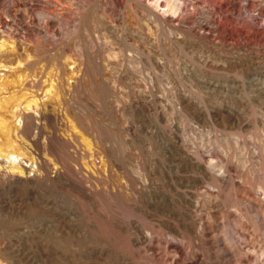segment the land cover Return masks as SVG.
Here are the masks:
<instances>
[{"label": "rangeland", "instance_id": "1", "mask_svg": "<svg viewBox=\"0 0 264 264\" xmlns=\"http://www.w3.org/2000/svg\"><path fill=\"white\" fill-rule=\"evenodd\" d=\"M18 2L19 4L14 7L11 13H7L3 7L0 8V10L2 9L0 12L3 13V16L9 19L8 21L11 26H8L15 29L13 31L14 33L16 32L13 37L8 38V43L9 45L11 44L9 48H17L18 50L15 49L14 52L18 53L13 52V54L10 51V56L13 58L7 59L14 62L20 58L24 59L28 54V51L24 49L25 45L27 46V40H25L24 34L29 31L25 28L26 21H30V24L34 27L41 26L48 31L47 38L42 42V51L46 50V54L44 51L40 53L41 55L39 54L40 59L43 60L41 62L46 60L44 64L48 67L47 71L50 69L53 72L57 70L55 68L57 65L56 59V63L53 59L57 55L65 58L68 57V54H71L73 56H69L68 58L74 59L76 57V59H79L78 47L81 44L85 52H88L89 74L87 78L85 76V85L82 86V90L77 96V114L79 116L81 115V119L76 118V120H73L75 117L70 112H72L71 108L75 104H73L74 101L72 99L70 112L68 111V113H70L71 118H74L71 119L69 117V120H67L68 129L72 130L73 128L72 131L77 132V135L83 140L82 142H88L90 140L91 142L93 140L95 142V138L102 137V135L104 137L107 134L106 137L109 136L108 138L115 145L112 143V146L110 143L106 149L111 151V149L115 150L119 146V149L117 148L116 151H120L123 155L125 154L124 165L126 168H130L128 166H134L138 156L141 157L140 159H142V163L145 165L146 173H148V184L151 183L150 186L157 191V195L150 197L144 194L141 198L133 197V199H130L132 198L131 194H129L130 190L122 187L123 194L119 196L120 198L105 199L104 201V198H101L100 195L99 197L98 195L97 197H93L82 189L72 185L70 181L64 179H56L49 183L35 185L13 184L3 186L0 184V264H100L101 261H99L98 253L90 252L94 246L95 248L98 247L99 250L101 249L100 237L108 238L112 242L114 249L116 248L115 251H121V254L130 258L131 261H135L137 264H149L150 253L145 254L146 257L142 259L141 256L136 254V251H133L136 247L131 242V238L136 231V225H142L143 229H146V231L142 229L144 234H151L152 232L150 230L152 228V235L156 237L159 235L164 240L168 238L169 233L166 228L163 227L162 229L159 225L168 220L178 221V219L186 216L187 212L194 213L191 212L190 208L186 205L187 201L182 197L184 192L186 193L187 191L190 200L201 198L200 200L203 203L205 200L201 190L189 185V183H192V181H188L192 178L190 175L194 173L190 171L191 169L189 167L175 159L174 152L176 148L174 146L177 147L180 145L179 147L185 148L186 150L190 149L192 152L195 150L194 147H197L201 153L203 152L205 154L208 151H212L215 160H224V162L226 161L234 167L236 166L235 168L238 170L236 174L244 178H248L246 169L250 164L252 165L253 161L255 163V160L258 159L257 156H259L260 152L258 146L262 143L260 137H264V39L260 42L258 53H255L253 43L248 41L250 44H248L249 49L242 55L243 57L241 56L242 63L236 64V67H231L225 65L223 62L226 59L224 53L221 55V53L218 54L215 51H203V49L192 46L191 44V46L187 45L185 46L186 48L184 47L185 49L182 47L180 50L179 48L176 49L167 45L166 40L165 44L161 43L160 45L153 46L154 43L149 44L143 38L134 35V33L129 34V31H124L125 33L120 31L117 34L115 31L105 29L103 25H100L99 14L95 12L97 10L96 6L98 5V2L95 1L91 2V6L88 8V12H93L88 13L87 17L89 19L86 17V20L83 22L86 28L82 25L79 32L78 29H74L73 31L71 25L67 21L64 22L65 24L63 26H67L62 29L64 30L62 31L63 35H55L58 38L60 37L59 40H61L59 44L61 47H57V45L55 46L56 43H54V34H52L57 31V24L54 22L53 15L50 13L54 9L52 0H47L48 3L44 1L40 5L48 11V14H44L45 16L38 14L36 10L30 8L25 0H18ZM76 3L77 0H70V5L68 3L66 6L75 11ZM112 11L113 15L115 14V18L112 15L115 23L117 22V25L121 24L122 19L120 16H117L119 13L118 9L115 10V13L114 10ZM14 14L18 16V19H14V16H11ZM69 18L71 19V17ZM97 20L99 23H97ZM74 22L73 20L72 23ZM128 22H130L129 25L133 23L131 20H128ZM68 26L71 28L68 29ZM106 35L108 36L106 39L109 40V44L116 48L118 58H121L118 59L119 64H121H118L117 70L106 72L107 75L111 73L109 75L110 77L113 76L112 79L114 81L112 82L110 80L111 78L107 79L103 76L104 73L98 63V49L100 50L101 47H105L104 42L107 43L105 41ZM28 46L31 49L30 51L28 48L29 53H33L32 45ZM99 46L101 47L99 48ZM148 50H152V52L156 50L160 56L162 55L163 60H161V57L158 60L159 62L154 57L148 59ZM64 52L65 54H62ZM42 56H46L47 58H43ZM132 58L137 62H134V65H138L137 67L132 65V61L128 63ZM138 59L140 62L137 61ZM199 59L202 60L200 61ZM90 61L92 62L91 64ZM162 61H166L164 62L165 65H163L164 63ZM198 61L200 62L198 63ZM200 63L202 64L200 65ZM50 64H52V67ZM95 65L96 67H94ZM52 70L49 72H52ZM101 72L103 73L102 75L100 74ZM228 76L235 80L234 84H229L226 81ZM104 79H107V81ZM53 82L55 85L56 80H53ZM136 82L140 83V87ZM110 83L111 85L112 83L115 84V86H111ZM51 87L53 88L54 86L51 85ZM188 102L190 107L186 106V108L184 105ZM238 121L250 122L248 127H244L246 130L242 131L245 146L243 144L238 146L232 141L234 139L231 135L240 130ZM177 137L184 138L181 140L182 142L184 141V145H181V142L180 144H178L179 142L177 144L173 142ZM227 137H230L229 139L232 138L229 144L225 142ZM48 142L58 148L59 151H62L63 159L67 162H69L70 158L73 157L76 153L75 151L78 149L76 146L68 142L66 143L59 138L49 139ZM221 143L224 144L222 145ZM39 145L36 144L35 146L37 151L43 154L44 152L47 155L49 154L50 156L48 155V157L52 161L55 160L56 164H62L63 160L55 157L53 150L51 152V148L42 150L39 149L41 148ZM171 156L172 159L170 158ZM173 163H176V165ZM171 173L175 175L172 176ZM115 177L116 181L120 179L119 175L114 176V179ZM179 177L181 178L179 179ZM185 180L187 183H185ZM97 183L99 188L102 187V182L100 184L97 181ZM253 183L255 184V181L252 179L250 181L249 178V184L253 185ZM193 196L194 199H192ZM169 200L174 202L175 205L174 203H170ZM109 201L110 203H107ZM111 201L114 202L111 203ZM229 201L231 200L229 199ZM220 202V200H216L212 202L213 204L209 203L210 205L206 203L201 208L203 211L199 209L200 211L198 210L199 212H197L204 214L207 212L205 210H209L219 216L218 211L222 208V202ZM113 204H116V206ZM109 205H112L121 212L130 214L126 223L123 225L122 223L119 224L122 227L120 232L117 231L118 229H114L118 225L115 219H112V224L114 225H105V219L102 218L103 211L107 212L110 209L112 211L113 207L110 208ZM230 207L227 206L226 210H231L232 208L230 209ZM254 210L247 209L248 217H250L249 222L252 225L248 222L250 230L248 228L246 239L247 241L251 239L255 241L257 250L255 254L259 257L260 252L264 250V221L261 218L262 215L258 212H253ZM95 222L97 227L93 226ZM108 225L109 227H107ZM57 227L59 230H57ZM112 227H114V230L111 229ZM147 229H149V232ZM121 231L122 234H118ZM116 233L118 235L113 237ZM117 236L118 238L116 239ZM113 238L117 240V243ZM159 250L157 252L161 255L163 250ZM56 253H59V255L56 256ZM171 255L172 251L169 257ZM206 256L208 255L206 254ZM211 258L208 257V264L214 259L213 257ZM127 261L126 259L123 262L129 264Z\"/></svg>", "mask_w": 264, "mask_h": 264}, {"label": "bare ground", "instance_id": "2", "mask_svg": "<svg viewBox=\"0 0 264 264\" xmlns=\"http://www.w3.org/2000/svg\"><path fill=\"white\" fill-rule=\"evenodd\" d=\"M25 1L29 4L30 8L36 10L38 14L42 16L48 12L44 7L40 6L44 1L47 2V0ZM95 1L98 2V7L96 6L97 10L95 12L99 14L100 18H98L100 19V25H103L105 29L115 31L117 34L120 33V31H129V34L134 33V35L143 38L149 44L154 43L153 46L160 45L161 43L165 44L166 40L167 45L176 49H182V47L184 48L185 46L191 44L192 46H197L200 49H203V51H215L218 52V54L221 53V55L224 53L226 59L223 62L225 65L231 67H236V64L242 63L243 60L241 56L245 54L247 49H249L248 46L250 44L248 41L253 43L255 46V53H258L260 42L264 39V0ZM95 1L77 0V6L75 7L74 11L72 8L66 6L68 3V5H70V0H52L54 9L53 11H50V13L53 15L54 22L57 24V31L52 33L55 37V46L57 45V47H61L59 45L61 41L59 40L60 37L58 38L56 36H58V34L60 36L63 35L62 31L64 30L62 29L63 27L67 26H63L65 24L64 22L67 21V23H69L73 28V31L74 29H78L79 32V29L86 20L88 13L93 12H88V8L91 6V2ZM18 4V0H0V8L3 7L7 13H11L14 7H16ZM117 9L119 12L117 16H120L122 19L120 22L121 24L119 25H117V22V24L115 23V14L113 15L112 11L114 10L115 13V10ZM11 16H14V19H18L16 14ZM69 17H71V19ZM72 19L75 21L74 23H72ZM8 20L9 19L5 18L3 13L0 12V184L3 186L13 184L35 185L49 183L56 179H64L70 181L72 185L82 189L84 192H87L93 197H97V195L99 197L100 195L101 198H104V201L105 199H117V197L123 194L122 187L126 190H130L129 194L132 196L130 199H133V197L141 198L144 196V194L150 197L157 195V191L150 186L151 183L148 184V173H146L145 165L142 163V159H140L141 157L138 156L137 161L135 160L136 164L134 166H128L130 168H126L124 165L125 154L123 155L120 153V151H116L119 146H116L117 148L115 150L111 149V151L106 149L110 143L111 145L113 143L111 139L108 138L109 136L106 137L107 134H104V137L102 134V137H94L96 139L95 142L92 138V142L91 140L88 142H82L83 140H81L80 136L77 135V132L72 131L73 128L70 130L67 127V120H69L70 113H72L71 115L75 117V119H73L74 117H70L71 119H81V115L79 116V114H77V96L81 92L82 86L85 85L84 79L85 76L87 78L90 67L87 56L88 52H85L84 47L81 44L78 47V54L80 55V57L78 56L79 59H76V57H73L74 59L68 58L69 56H73L71 54H68V57L65 58H63L61 55L56 56L55 54L56 57L53 59L54 62L56 59L57 63H55L57 64V67L55 66V68L57 70L53 68L55 70L53 72V70L49 68L52 70V72H49L50 70L47 71L48 67L44 64L46 60L44 59L45 61L41 62L43 60L40 59V53L44 51H42V42L45 40V38H47L48 31L41 26L34 27L30 24V21H26L27 24L25 25V28H27L29 31L24 34L25 40H27V46L25 45L24 49L28 51V54L24 59L19 57L20 59L17 61L15 60V63L11 62L8 60L13 58L10 56V51L13 53L17 48H9L11 44L9 45L8 38L13 37L16 32L14 33L13 31L15 29L8 26L10 25ZM91 20L93 21V19ZM128 20L133 22L132 25H129L130 22H128ZM97 23H99V21ZM106 37L108 38L107 35L105 36V39ZM105 41H107V43L104 42L105 47L102 48L99 46V48H101L100 50L98 49V63L104 73L103 76L107 79L111 78L110 80L112 82L114 81L112 79L113 76L110 77L109 75H111V73L107 75L106 72L117 70L116 68L119 64L118 59L121 58H118V52L115 50L116 48L109 44V40L106 39ZM28 45H32L33 53H29L30 48ZM60 50L62 49L60 48ZM147 52L145 51L149 57L148 59L154 57V59L158 61L162 56H160L156 50L155 52H152V50H148ZM193 53H195V51H193ZM62 54H65V52ZM78 54L76 53V55ZM43 58L47 57L45 56ZM134 60L135 59L132 58L128 63L132 61V65L136 66L134 65V62H137ZM161 60H163L162 57ZM137 61L140 62L139 59ZM195 61L194 63H196ZM200 61H198V63ZM91 63L92 62L90 61V64ZM201 64L202 63H200V65ZM51 65L52 64H50V66ZM163 65H165V63ZM197 65L199 66V64ZM94 67H96V65ZM103 73L101 72L100 74L102 75ZM107 79L104 80L107 81ZM53 80H56L55 85L53 84ZM226 81L229 84H234L235 82V80L231 79L230 76H228ZM113 83L112 85L115 86ZM47 84H50L48 85L49 87ZM137 84L140 87V83L138 82ZM51 85L54 87L52 88ZM72 99L74 101L73 104L75 105L71 108L70 103ZM189 102L184 106L190 107ZM70 108L72 112H70ZM68 111L70 113H68ZM238 123L240 130L234 132L233 135H231L234 139L232 141L238 146L240 144L245 146V142L242 138L244 136L242 131L246 130L244 127H248L250 122L238 121ZM52 138L62 139L66 143L68 142L69 144H72L78 148L75 151L76 153L73 155V157L70 158L69 162L64 161L61 150L60 152L59 149L53 144H49L48 141ZM229 138L230 137H227V139H225L226 144H229L230 140L232 139ZM183 139L177 137L173 142H176V144L177 142H179L178 144L181 142V145H184V141H181ZM260 141L262 143L259 142L260 144L258 148L260 152L259 156H257L258 159L255 160V163H253V161L252 165L250 164V166L246 169L248 178L237 175L236 173L238 170L235 168L236 166L234 167L231 163L226 161L224 162V160H215L212 151H208L205 154L203 152L201 153V151H199L200 149L197 147H194L195 150L192 152L190 149L186 150L185 148L179 147L180 145L177 147L174 146L176 148L174 152L175 159L189 167L191 169L190 171H193V175L189 174L191 172L188 173L190 176H192V178L188 180L189 182L192 181V183H189V185H192L195 189L202 191V194L205 198L204 203L201 202V198L190 200L187 191L186 193L184 192L183 196L181 193V196L184 197V200L188 202H186V205L188 208H190L191 212L194 213L192 214L187 212L186 216L178 219V221L168 220L161 225H159L162 221L160 219L161 221L158 224L159 227H162V229L163 227L166 228L169 233L168 238L164 240L161 239V236L159 235V237L153 236L152 228V231L150 230V232H152L151 234H144L143 226L136 225V231L133 233L134 235L131 238V242L136 247V249L133 251H136V254L141 256L142 259L143 257H146L145 254L150 253L151 257L149 258V264H208V257L214 258L213 261L209 262L210 264H264V248L262 249L263 251L260 252V255L258 252L259 257H257L255 254L257 252L255 241L253 239L247 241L246 239L249 228L248 222L250 218L248 217L247 209H256L253 212L260 213L262 215L261 218L264 221V137L261 136ZM36 144H40L39 146L41 148L39 149L42 150L51 148V152L53 150L55 157L63 160L62 164H56L55 160H53V162L52 159L48 157L49 154L47 155L45 152L43 154L42 152L37 151L35 148ZM170 158L172 159V156ZM249 163L251 162L249 161ZM174 165H176V163ZM170 169L172 168L170 167ZM118 175L120 177L118 180L120 181H116V177L114 179V176ZM173 175L175 174H172V176ZM180 178L181 177H179V179ZM249 178L250 181L251 179L254 180L255 184L253 183V185H250ZM97 181L99 183L102 182V187H98ZM185 183H187L186 180ZM194 196L191 198L194 199ZM229 199L231 201H229ZM216 200H220L222 202V208L219 207L220 210H217L219 216L213 211L205 210V208L203 209L207 212H203L204 214L201 213L202 215L198 213L200 211L199 209L204 207L206 203L209 204L213 201L215 202ZM113 202L111 201V203ZM107 203H110V201ZM170 203L174 202L170 201ZM113 205L116 206V204ZM109 206L110 208L113 207L112 205ZM227 206H231L230 209H232L226 210ZM171 209L173 210L172 207ZM201 211L203 210L201 209ZM128 217H130V214L121 212L120 210L113 207L112 211L111 209L110 211L107 210V212L103 211L102 218L105 219V225H114L112 224V219H115V221L118 223L117 228L112 227L111 229H118L117 231L120 232L122 227H120L119 224L122 223L123 225L126 223ZM250 225H252V223H250ZM93 226L97 227L96 222L93 224ZM58 227L57 230H59ZM103 227L105 226L103 225ZM107 227H109V225ZM147 230L149 232V229ZM144 231H146V229ZM117 233L114 234L113 237L118 234H122V231L121 233ZM117 238L118 236L116 239ZM115 241L117 243V240ZM100 242V250L98 247L95 248L94 245V247H92L90 250L92 253H98L99 256H97L100 258V264H126L123 262L126 259L128 260L127 262H129V264H137V262L131 261L130 258L121 254L120 250V252L115 251L116 248L114 249L112 242L108 238L100 237ZM159 249L163 250L164 255H162L163 253H160L161 255H159V252H157ZM171 251L172 255L169 257ZM206 254L208 256H206ZM57 255H59V253H56V256Z\"/></svg>", "mask_w": 264, "mask_h": 264}]
</instances>
